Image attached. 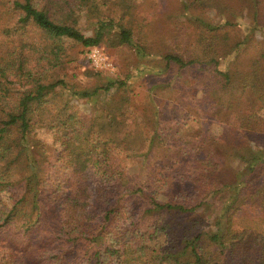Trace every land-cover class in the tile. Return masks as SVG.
I'll return each mask as SVG.
<instances>
[{"label":"trees","instance_id":"1","mask_svg":"<svg viewBox=\"0 0 264 264\" xmlns=\"http://www.w3.org/2000/svg\"><path fill=\"white\" fill-rule=\"evenodd\" d=\"M1 1L9 5L0 13L6 16L0 17V35L18 38L19 51L3 50L4 43H0V200L5 193L11 202L10 207L0 203V264H173L186 259L191 264H264V215L251 219L243 231L233 222L236 213L248 205L264 208V116L259 115L264 111V71L239 67L246 40L227 50L220 48L218 39L229 37L220 31L234 27V22L214 26L193 18L209 40L206 56L219 54L226 61L225 70L218 68L215 58L165 57L168 65L174 63L181 71L214 62L216 88L210 92L215 105H224L226 96L228 107L239 114L252 135L250 143H241L246 136L234 134L227 125L228 140L232 142L231 137L236 143L225 154H234L239 165L233 181L207 184L194 164L184 173L200 184L194 193L182 194L173 190L169 180L180 164H165L168 174H161L153 137L137 134L136 146L126 144V153L140 162L127 174L119 169L112 146L122 143L119 135L126 125L124 107L129 100L122 96L114 101V97L126 83L110 82L80 94L83 98L100 91L108 95L102 115L89 122L72 114L62 119L61 112L66 111L51 107L47 99L63 85L53 81L50 73L61 64L64 40L79 42L84 48L100 47L108 37L118 35L117 28L123 32L113 18L99 15L101 8L132 10L135 0H91V14L98 17L94 37L79 28L84 15L81 0H45L47 8L42 10L24 0ZM191 2H223L234 11L225 4L231 0ZM251 2V21L255 29L264 30V0ZM233 63L239 65L233 67ZM23 81L31 86L21 92L14 86ZM36 115L41 125L50 128L53 125L47 122L53 116L52 124L59 128L56 144L61 150L54 159L46 157L41 142L30 145L27 138L13 133L20 119ZM213 152L212 148L204 151L208 158ZM144 168H149L147 175ZM137 172L142 178L139 175L136 180ZM210 217L213 224L199 229Z\"/></svg>","mask_w":264,"mask_h":264},{"label":"rangeland","instance_id":"2","mask_svg":"<svg viewBox=\"0 0 264 264\" xmlns=\"http://www.w3.org/2000/svg\"><path fill=\"white\" fill-rule=\"evenodd\" d=\"M191 1L135 0L132 10L102 7L100 16L111 17L115 23L123 26V32L117 28L115 34L118 35L108 37L100 46L113 67L110 70L96 69L88 60L87 48L79 42L64 40L61 64L50 73L53 81L63 82V85L47 96L51 107L66 111L61 112L62 119L72 114L82 121L89 122L94 117L97 119L102 115L101 107L108 104V95L100 91L95 97L83 98L80 94L104 88L110 82L126 83L122 89L116 91L114 97V101L124 97L129 100L124 107L127 111L126 125L119 135L122 143L120 146L117 144L116 147L112 146L119 169L127 170V174L130 168L140 162L136 156L126 153V144L136 146L137 134H143L149 139L153 137L154 151H158L154 158L160 161L157 165L159 172L167 175L165 164L169 166L180 164V167L172 172L169 180L174 183L173 190L181 191L182 194L194 193L200 184L188 180L184 173L191 170L194 164L202 170L201 175L205 177L207 184L233 181L235 169L239 166L238 159L234 154V157L225 154V150L227 148L231 150L236 142L231 137L232 142L228 140V131L225 128L229 126L234 129V134L245 135V141L241 143H250L252 135L239 114L228 107L226 96L224 105H215L213 94L210 92L216 88L213 77L214 62L196 64L181 71L174 63L168 65L165 57L175 55L184 60L197 57L201 60L215 58L219 62L218 68L225 70L226 61L219 54L206 56V53L210 52L206 48L209 40H205L202 35L203 28L193 18L204 19L214 26L229 20L234 22L235 26L220 31V35L226 32L229 35L218 39L220 48L227 50L236 42L246 40L241 46V64L233 63L232 66L239 65L244 70L245 66L254 70L260 68L262 72L264 71V30L255 29L251 21L253 12L251 0L226 2L225 4L234 8V11L227 10L223 2H205V5H200ZM24 2L35 5L40 10L47 8L45 0ZM8 3L0 0V13L2 9L8 10ZM81 3L83 4L81 12L84 15L81 17L79 28L85 35L94 37L98 17L91 14L93 2L81 0L79 4ZM125 36H128L134 45H131ZM32 37L38 38L34 34ZM17 39L8 40L0 35V43H4L3 50L13 53L19 51ZM112 43H115V46H111ZM137 47L142 49L144 55H141ZM29 86L31 85L23 81L14 87L22 92ZM96 102L99 104L96 105ZM155 111L158 114L154 113ZM48 114L49 118L50 113ZM54 115H57L56 111ZM259 115L264 116V111ZM51 117L53 120V116ZM52 120L47 122L53 125V128H50L41 125L38 115L22 118L13 133L27 138L30 145L35 141L41 142L46 157L54 159L61 147L56 144V132L59 128L52 124ZM211 148L214 152L208 158L204 151L206 149L211 151ZM177 152L180 157L177 156ZM165 154L169 156L166 159ZM152 162L153 165L157 164L155 160ZM148 169H143L146 175ZM139 175L142 178L141 172H137L134 178L137 180ZM0 203L3 207L11 206L5 193ZM263 215L264 208L248 205L236 213L233 220L235 228L243 231L251 219ZM212 219L210 217L203 221L199 229H207L208 224L210 227L214 222ZM173 264H191V261L186 259Z\"/></svg>","mask_w":264,"mask_h":264},{"label":"built area","instance_id":"3","mask_svg":"<svg viewBox=\"0 0 264 264\" xmlns=\"http://www.w3.org/2000/svg\"><path fill=\"white\" fill-rule=\"evenodd\" d=\"M86 54L88 60L98 70H110L113 67L112 63L100 47L91 46L87 48Z\"/></svg>","mask_w":264,"mask_h":264}]
</instances>
